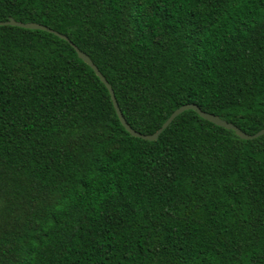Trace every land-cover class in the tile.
Wrapping results in <instances>:
<instances>
[{
  "label": "trees",
  "instance_id": "obj_1",
  "mask_svg": "<svg viewBox=\"0 0 264 264\" xmlns=\"http://www.w3.org/2000/svg\"><path fill=\"white\" fill-rule=\"evenodd\" d=\"M64 35L151 134L185 104L264 126V0H0ZM0 264H264V134L178 114L131 137L71 45L0 26Z\"/></svg>",
  "mask_w": 264,
  "mask_h": 264
},
{
  "label": "water",
  "instance_id": "obj_2",
  "mask_svg": "<svg viewBox=\"0 0 264 264\" xmlns=\"http://www.w3.org/2000/svg\"><path fill=\"white\" fill-rule=\"evenodd\" d=\"M14 26V27H18V28H22V29H31V30H42V31H46L49 33L54 34L55 36H57L58 38L68 42L72 49L74 50V52L76 53V56L78 59H80L85 65H87L91 71L94 73V75L99 79V81L102 83V85L105 87V89L107 90V93L109 95V99L111 101L113 110L115 112V115L120 123V125L123 127V129L131 136L134 138H139L142 140H146V141H153L156 139V137L158 136V134L165 129L168 124L181 112L186 111V110H192L196 113V115L198 117H200L201 119L213 124L214 126L217 127H221L225 130H230L233 131V133L241 140H252L255 139L259 136H261L262 134H264V126L259 129L258 131H256L253 134H246L244 132H242L241 130H239L236 126L232 125L231 123H228L226 121H223L221 119H219L217 116L212 115V114H208L205 112L200 111L195 105L193 104H185L182 106H179L178 108H176L175 110H173L169 116L163 121V123L156 129V131H154L151 134H140L135 132L134 130H132L124 121L118 107L116 104V101L114 99L112 90L110 88V86L108 85V83L106 82V80L104 79V77L99 73V71L97 70V68L92 64V62L90 61V59L83 54L82 52H80L74 45H72L68 39L64 36L61 35L57 32H54L42 25L39 24H35V23H20V22H16L12 19H8L6 21H0V26Z\"/></svg>",
  "mask_w": 264,
  "mask_h": 264
}]
</instances>
